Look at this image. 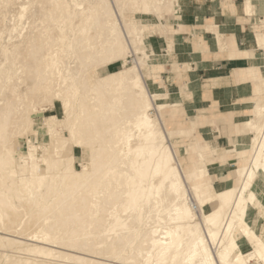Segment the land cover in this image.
Returning <instances> with one entry per match:
<instances>
[{"label": "rangeland", "instance_id": "1", "mask_svg": "<svg viewBox=\"0 0 264 264\" xmlns=\"http://www.w3.org/2000/svg\"><path fill=\"white\" fill-rule=\"evenodd\" d=\"M12 1L9 0L5 4L3 0H0V9L5 6L6 9L5 7L3 9L5 16L13 20L12 22L10 19L11 23L9 24L15 22L14 18L7 14V6ZM108 1L116 18V24L123 29L126 57L120 58L119 61L108 64L105 67L92 65L90 70L98 71V76H104L106 72L114 73L129 69L131 67V58L136 57V54L140 59L142 58L141 61L150 60L145 47L149 29L156 27L158 30L159 27L161 28V23L163 21L167 22L176 11L174 9L170 10L160 20L153 13L154 11L150 8L147 0H138L137 3H134L136 9L131 7L130 3V8L127 9L128 11L123 16L131 23L129 24L131 27L130 33H128L120 23L121 18L115 1ZM126 1L131 2V0ZM8 2L9 4H7ZM16 2L19 1L16 0ZM40 2H50L48 7H52V5L54 7V0H41ZM259 2L264 5V0H259ZM179 3L181 12L183 7L189 5L187 0H182L181 2L175 0L174 2L177 6ZM236 3L239 6L243 1L239 0ZM39 6L41 11L43 10L42 12L46 10V7L42 8V4H39ZM2 9L0 12H2ZM260 10L259 16L262 17L264 8L261 7ZM178 14H180V11ZM47 18H49L48 15H45L43 19L38 18L34 21L35 24L28 20L25 31L31 27L36 30L41 23V25L45 23ZM80 20L82 21V19ZM138 22H143V33H139L138 27L133 25ZM80 26L82 24L76 23V27ZM5 27L0 32V45H3L4 42L1 36H6L8 33L11 34V25ZM258 27L259 25L256 24L253 30L259 29ZM73 28L74 30L70 35L62 33L60 27H57L54 32L55 35L62 33L61 37H59L61 41H58L64 46L60 47L62 55L66 56V49L69 50L67 51V58L61 59V55L57 53H45L46 59H48L47 65H55L57 69L55 76L58 78V82L55 77V95L62 94L61 102L56 99L49 101V99L43 98L41 95L30 113V119L33 122L32 126L37 127L47 123L45 125L49 127L43 126L40 128L41 131L38 127L34 130L33 127L31 129L25 128L18 135L17 140L14 141L19 144L18 150L20 149L23 153H20V155L16 150V155H12L14 165L10 164L9 166H2V169L0 168V180H2V185H0V193L2 194L0 195L6 196L4 198L5 200L7 199L8 203L5 204L15 210V213L20 216L17 230L22 229L26 224V219L30 212L40 210L39 206L49 208L51 203L49 201L37 203L38 207L35 205L27 209V206L23 205V203H18L16 194L6 189V184L8 187H12L14 184V181L10 183L7 182V179L10 181L11 176H17L16 170L20 168L21 175L17 176V178L19 177L18 180L26 185V190L32 193L34 190L41 189L46 178L39 170V166L43 161L40 163L37 155L43 156V160L44 156H49V154L50 157L52 154L58 155L56 149L48 150V148H44L49 142L50 136L54 134L50 128L55 127V130L57 129L60 135L66 136L69 138L68 140H71L72 137H75L74 132L72 130L69 132L68 130L69 133H67L66 127L63 129L65 118L67 117L69 129L71 126L76 128V119L82 116L84 112H87L83 107L81 109L77 95L78 89L82 94L79 93L80 96H84V103H92V108L98 112L101 120V123H98L101 124L99 128L94 123L92 124L91 121H84L86 135L81 137L82 140L80 139V141L85 147H90L91 141L98 139L104 148L106 165L103 167L99 179L94 181L86 191L88 201L83 203L82 208L78 210L77 216L73 210L65 206L58 208L56 214L47 217L32 235L29 237L18 236L20 238L17 240L22 241V243L2 245L0 247V264H5L6 262L12 264H28V262L34 264H97L96 262H103V264H174V256L179 253L185 255L183 259L185 263H190L189 255L194 250H198L200 255L202 253V250H199L198 242H201L203 251L212 264H222L217 252L229 242H226V240H230V238H225L228 230L235 229V227H228L229 222L232 221L231 217L235 214V209L239 208L235 207V204L238 203V200H243L240 202L245 207L244 214L247 223L250 230L255 232L250 208H253V213L259 215V199L262 202L264 201V183L260 178L262 173L259 167V157H263L262 153H264V136L262 133L264 128V94H260L257 97L256 105L255 103L253 104L256 107L254 111L256 115V120L253 124L254 131L250 130L253 136L243 131V134L250 138L248 143L240 146L241 151L244 153L237 157L236 161L229 162L230 165L224 168L223 172L227 176L226 179H223L224 181L221 184L216 183V173H213L212 170L217 159L215 156L218 155L219 162H226L228 159L236 157V148L233 147V149L227 150L229 151L228 154L223 155L225 153L224 148L216 150L215 143L210 142L214 136L213 132L210 134L211 139L202 137L199 129H196L190 136L171 133L179 130L182 126H186L193 119V116L182 115L179 108L178 113H176L179 118L177 121H173L171 120L173 117L169 108L160 111L155 103L161 101L159 99L161 94L157 93L154 96L153 93L163 90L162 84L158 85L160 80L158 81L157 78L151 79L147 77L144 80L143 75L149 69L147 66H142L141 64L136 66L141 74L131 81L130 86L125 87L124 83L117 82L107 86V91L102 88L103 91L109 92V97L99 95L92 86L87 88L85 82L83 83L84 79L78 73L76 74L77 69L74 67L77 62L81 61L80 59L82 58L79 56L82 55L78 54L80 43L76 41V29L75 27ZM13 33L14 31H12L11 35H14ZM138 34L143 36L139 37ZM55 38H58V36ZM130 41L134 47L129 43ZM259 43L264 44V30L259 33ZM135 44L138 46L136 49ZM97 46L93 47H96L98 49L97 53L101 55L106 52L110 42L104 41ZM138 49L142 54L138 52ZM259 52L264 53L263 51ZM19 56L17 55V57ZM91 59L92 57H88L87 60ZM154 61L152 59L151 62L154 63ZM3 64L5 66L6 61L4 62L2 58L0 60V104H2L3 97L11 99L15 96L19 97V95L26 92L25 84L19 78L22 73L23 61H20V66L18 67H16L15 61L10 62L9 66L4 67L5 69L2 70ZM83 74L85 73L83 72ZM260 74L264 76V68ZM87 77H90V74ZM90 79L93 83L96 82L95 78L90 77ZM13 82H15L12 87L13 92L9 93L7 88ZM85 87L87 89H84ZM43 90H49L48 86H45ZM90 91L93 92V96L86 100L85 97ZM130 95H137L140 98L141 107L146 110L145 113L123 116L125 111L129 113L128 109L126 110L127 107L124 106V100ZM28 97L26 95V101H28ZM95 98L98 99L97 104L94 101ZM113 102L118 103L119 107L118 116L113 120L115 123L104 117ZM26 106V103L23 102L19 103L17 108L24 110ZM249 113L252 114V112ZM218 116L220 121L212 122L211 129L218 130L220 127V132L225 135L227 127L222 120H224L226 115L221 113ZM145 118L147 119L145 120ZM109 128L111 131L108 130ZM5 131L8 134L10 130L5 127ZM91 131L92 133L89 135ZM122 133L125 134L122 135ZM31 136L38 139L35 138L36 141H30L31 139L29 138ZM8 139H10V134ZM197 140L208 143L213 149L214 155L207 157L203 153L204 149L194 146L193 144L198 142ZM85 147L83 149L74 147V161H72L73 159L70 161L69 158H64V166L68 162V166L74 167L76 170L80 171L83 168L89 170L90 165H87L89 162L85 159ZM26 151H29L28 154L25 153ZM28 156H36V162L31 161V157L29 159ZM82 157L85 160H82ZM115 173L117 174L116 177ZM241 185L242 187L239 188ZM248 189L251 191H248ZM27 191L23 193L24 196L28 193ZM113 192L116 194L114 193L113 195ZM240 192L243 194L242 197ZM250 192H253L256 196L252 205H249V200H247ZM96 194L104 195L103 198L97 196L100 199V204L104 206L103 208H100L98 203H95ZM262 204L264 206V203ZM157 206L161 208L163 213L152 222L153 219L149 216V212L151 208L153 209ZM1 217H3V214ZM100 220H102V223H100ZM51 224H54L53 228L47 230V225L50 226ZM196 225L199 228L198 241H196V244L194 242L189 245L188 237ZM235 225L236 222H233V226ZM159 228L168 230L170 238L164 240L162 237L163 231H159ZM150 229L155 230L153 232L154 236H147L148 239H145L147 242L142 245V234ZM257 230L259 232V223ZM70 231H73V234L68 237L67 234ZM6 234L5 230L0 232V242L5 243ZM255 234L257 233L255 232ZM234 238L240 249L246 251L244 252L245 255L249 252L251 253L249 251L251 249L257 250L254 241L249 235L237 232L234 233ZM72 239L74 241L77 240V245L80 248L82 246L81 250L67 245L68 240ZM261 239L264 243V237H261ZM63 253L84 258L87 261L80 262L74 258H67ZM250 264H264V261L259 259L250 262Z\"/></svg>", "mask_w": 264, "mask_h": 264}, {"label": "bare ground", "instance_id": "2", "mask_svg": "<svg viewBox=\"0 0 264 264\" xmlns=\"http://www.w3.org/2000/svg\"><path fill=\"white\" fill-rule=\"evenodd\" d=\"M7 1L9 0H3V3L6 4ZM18 1L19 2L13 0L12 3H10V5L7 6V10L9 12V13L7 12V14H10V16L13 17L15 20L13 24H9L11 23L10 19L12 20V18L9 19L8 16H5V12L3 11L5 6L3 7V9L1 8L2 12H0V32L2 31L3 27L7 25L8 26L11 25L10 27L11 34L12 31H14L13 33L14 35L8 33L5 36L3 33L4 36H1L3 37L2 39L4 40V42L3 45H0V58L2 57L4 59V62L6 61V65L4 66L3 64L2 70L5 69L4 67L9 66L8 64L10 62L15 61L16 67H18L20 66V61H23L22 73H21V77L19 78L25 84L26 92L21 94L22 96L21 95H19V97L15 96L14 98L11 99L8 98L6 99L5 97H3L1 102L2 104H0V168L1 169L2 166H9L10 164L11 165L13 164L12 155L13 154L16 155V150L19 154L23 153L20 149L18 150L19 144H17L14 141L17 140L18 135L25 128L31 129L33 127L34 130L37 127L40 129L43 126H45V125L37 126V127L32 126L33 122L30 119V113L33 111V107L35 106V102L37 101V99H40V96L42 95L43 98L45 97L46 99H49V101L56 99L61 102V99L63 98L62 94L55 95V91H56L55 72L57 69L55 65L52 64L47 65L48 59H46L45 56V53L47 52L46 54L57 53L58 55H61V59L67 58V51L69 50L66 49V56L62 55L60 48L62 44H60L58 41L61 39V38L59 39V37H61L62 33L66 35H70L74 30L73 27H75L76 41L80 43L79 44L80 50H78V54L83 56V57L79 56L80 58H82L80 59L81 61L77 62V64L74 65V67L77 69L76 74L78 73L81 76V78L84 79L83 83L85 82V86H87V88L89 86L94 87L99 95H103V96L106 95L107 97H109L110 96V94H108L109 92H105L107 91L106 90L107 86L113 85L114 83L117 82L124 83L125 87L130 86L131 81L134 80L137 75L140 76L141 74L140 70L136 68V66H138L139 64L147 67L156 65L155 63L151 62L152 60L141 61L142 58L140 59L139 56H137L136 54V57H134L133 59L131 58L130 61L131 67L129 69H125L123 71H117L114 73L106 72L104 76L101 75L98 76L97 74L98 71L90 70L92 65L105 67L108 64L119 61L120 58L126 57L125 55L126 50L124 48L125 43L123 42V34H122L123 29L116 24L117 21L113 15V10L108 0H54V7L53 5L52 7H48L50 2L41 3L40 2L41 0H18ZM114 1L116 3V7L118 9V13L121 18L120 23L123 25L125 30L128 33H130L131 27L129 26V24L131 23L128 20H126L123 16L126 14V11H128L127 9L130 8V3H131V7H134V9H136L134 3H137L138 0H131V2L126 0H114ZM147 2L149 3L150 8L153 9L154 11L153 13L159 19L162 18L163 15L168 13L170 10L173 9L177 10V5L174 4L175 0H147ZM7 4H9V2ZM39 4H42L43 6L42 8L46 7V10H44V12H42L43 10L41 11V7L39 6ZM247 6H248L247 13H251L252 4H250L248 0H247ZM59 12H61L60 15L56 17V15ZM45 15H48L49 18H47V20L43 24L44 27L43 25H41L42 24L41 23L36 30H34L31 27L29 29L27 28L28 30L25 31V27L28 24V20L29 21L31 20L35 24L34 21H36L38 18L43 19ZM80 19H82V21ZM76 23H80L82 24V26L76 27ZM142 23L138 22L136 24H133L134 26L138 27L139 33L144 32V26ZM57 27H60L62 33L55 35L54 32ZM56 36H58V38H55ZM138 36L142 37L143 35L138 34ZM104 41L105 42L109 41L110 46L106 48V52H103L100 55L97 53L98 49L93 46L100 45ZM129 43L134 47L131 41ZM259 47H261V49L264 50V44L262 45L259 43ZM136 48H138L137 44H135V49ZM138 52L140 53L139 49ZM17 55L20 56L17 57ZM88 57H92V59L88 61L87 60ZM2 58L0 60H2ZM83 72L85 74H83ZM89 74L90 77H93V79L95 78L96 80L95 83H93L90 77H87ZM56 80L58 82L57 77ZM15 82L9 84L10 87L8 85L9 88H7V90L9 91V93L13 92L12 87ZM45 86H48L49 90L44 91L43 88ZM87 88L85 87L84 89ZM102 88H104L105 91H103ZM79 93L81 94V91H79L78 89L77 95H78V99L80 100L79 103L81 109L83 107V109H85L87 112H84L82 116L76 119L77 121L76 128H74V126H71L69 129L68 127L69 125L67 123V117L65 118L64 126H63V129L64 127H66L67 133H69L70 130H72L74 132L75 137H72L71 140H68L69 139L68 137L60 135L57 129L55 130V127H52L50 128V130L53 131L54 134L50 136V140L49 142H47V145H45L44 148L45 149L48 148V150L56 149L58 155L51 153L52 154L51 157L50 154L49 156H44V160H43V156L37 155V158L40 160V163L43 161L39 166V170L41 171V174L44 175L46 178L43 181L41 189L34 190L32 191V193H29L26 190L27 189L26 185L18 180L19 177L17 178V176L21 175L20 168H17L16 170L17 176H11L10 181L9 179H7V182L12 183L14 181V184L12 187H8L6 184V189L12 192L13 194H16L18 203H23V205L27 206V209L35 205H37L38 207L37 203H43L48 201L49 203H51V206L49 208L39 206L40 210L38 211L35 210L33 212H30L28 218L26 219V224L22 227V229L17 230V228L19 227L20 216L15 213V210H13L12 208H10L8 205L5 204L8 203L7 199L5 200L4 198L6 196L4 195L3 197L0 195V232L2 230H5L7 232V234L5 235L6 236L5 243L0 242V247H2V245L5 246L6 244H10V243H22V241H18L20 238L18 236L23 235L29 237L30 235H32L38 229V227L41 226V224L44 222V220L47 217L56 214L58 208H62L63 206H65L66 208L73 210L75 215L77 216L78 210L82 208L83 203H87L88 195L86 194V191L94 181L99 179L101 171L103 167L106 165V162L104 161L105 160V155L103 150L104 148L102 147L98 139H93L91 141L92 143L90 144V147H85V145H83V143L80 141L81 137H84L86 135L84 131L85 125L83 124V122L91 121L92 124L94 123V125H96V127L99 128L101 124L98 123H101V120L98 115V112L94 108H92V103L89 104H87L88 102L84 103V96H80ZM153 94L155 96L157 93H153ZM26 95L29 96L28 101H26L27 100ZM92 96H93V92L90 91L89 94L85 97V99L87 100ZM164 96L166 97V95H161L160 98ZM94 101L96 104L98 103L97 98H95ZM23 102L26 103L27 105L26 108L24 110L18 109L17 107L19 103H23ZM124 106H126L127 107L126 110L128 109L129 111V113L127 111L124 112L123 115L124 117H127L128 114L132 116L135 114L145 113L146 111L145 109H142L140 98L137 95L128 96V98L124 100ZM118 108H119L118 103L113 102L112 106L108 108V113L105 114L104 117H107L109 120H112L111 122L115 123V121L113 120L116 116H118L117 115ZM146 119L147 118H145V120ZM114 126H116V124H114ZM5 127H7L10 130L8 131V134L5 131ZM110 128L108 129L109 131H111ZM59 131H61V129H59ZM91 133L92 131L89 133V135H91ZM262 133L264 136V128L262 129ZM9 134H10V139H8ZM124 134L125 133H122V135ZM35 138L34 136H31V138L29 139H31L30 141L32 140L36 141ZM4 146L5 148H3ZM74 147H79L82 149L85 147L86 150L85 159H87V162H89V164H87L90 165L89 170H86L84 168L80 171L76 170L74 167L72 168L68 166V162L67 165L64 166L65 165L64 158H69L70 161L73 159L72 161H74V154H73ZM92 150H94V152H92ZM28 152L29 151H26L25 153L28 154ZM262 154L263 157L261 158L259 157L260 159L259 167L262 173V174L260 173L261 174L260 178L264 183V153ZM30 157L28 156V158L31 161L36 162L35 160L36 156L35 157L30 156ZM85 159H83L82 157V160ZM110 174L113 175L112 173ZM116 176L117 174L115 173V177ZM0 185H2V180H0ZM26 191L28 193L24 196L23 193H25ZM114 193L115 192H113V195ZM240 193H241L240 196L242 197L243 194L242 192ZM95 196H96L95 203H98V206L100 208H103L104 206L100 204L99 197L103 198L104 195L96 194ZM255 198H256L255 194L253 192H250L248 194V199H247L249 200L248 204L252 205ZM240 201L242 202L243 200L242 199L238 200V203L235 204V207H239V208L235 209L234 211L235 214L231 217L232 221H230L228 225L229 228L235 227V229L228 230V233L226 234L225 238L228 239L230 238V240H226V242L229 241L227 245L217 252L218 257L220 258L222 264H250V262L255 260L257 261L259 259L264 261V243L260 235L258 236L257 234H255L253 230H250V227L247 223V219L244 214L245 207H243V203H241ZM260 202H262L261 199H259V203ZM162 213L163 211H161V208L159 206L153 209L151 208L149 212V216L153 219L152 222L156 220ZM2 214L3 217H1ZM233 222H236L235 226H233ZM100 223H102V220H100ZM54 224H51L50 226L47 225L46 229L47 230L52 229ZM158 230L163 231L162 237L164 240L170 238V233L168 230L164 228H159ZM154 231H155L154 229H150L149 231L142 234L143 236V240L141 241L142 245L144 242H147L146 241L148 239L147 236L148 237L149 235L154 236L153 234ZM237 232L243 233L245 235H249L252 241H254L257 250L251 249L249 250L251 251V253L249 252L248 254L245 255L244 252L246 251L240 249L238 243L236 242V239L234 238V233ZM72 234L73 231H70L67 234V236L70 237ZM198 235H199V228L196 225L188 237L189 245L193 244L194 242L196 244V241H198ZM67 243L68 246H73L78 250L82 249V246L80 248V246L77 245L78 243L77 240L75 241L73 239L68 240ZM198 245H199V250L200 249L202 250L201 255L198 252V250H194L191 253V255H189L190 263H185V261L183 260L185 255L179 253L174 256L175 258L174 264H212L211 261L207 259L206 253L203 251V246L201 242H198ZM63 255L67 258H74L75 260H78L80 262L87 261L84 258H78L77 256H69L64 253ZM96 263L103 264V262L102 263L96 262ZM5 264H12V263L6 262ZM28 264H34V263L28 262Z\"/></svg>", "mask_w": 264, "mask_h": 264}, {"label": "crops", "instance_id": "3", "mask_svg": "<svg viewBox=\"0 0 264 264\" xmlns=\"http://www.w3.org/2000/svg\"><path fill=\"white\" fill-rule=\"evenodd\" d=\"M187 1L189 5L183 7L182 12L179 3L168 21L161 23V28L149 29L145 47L149 59L155 60L156 65L147 67L143 77L144 80L147 77L160 80L158 85L162 84L163 90L154 93L166 97L160 98L155 105L160 111L169 108L171 120H178L179 108L182 115L193 116L186 126L171 133L190 136L199 129L202 137L211 139L213 132L210 142L215 143L216 150L224 148L223 155L236 148V157L226 162H219L218 155L215 156L212 170L216 173V183L221 184L227 177L223 174L224 168L244 153L240 146L250 138L243 131L250 134L254 131L256 107L253 104L256 105L257 97L264 94V76L260 74L264 68V53L259 52L264 50L259 47L258 39L264 30V13L259 16L264 5L259 0H248L252 12L247 13V0H242L239 6L236 3L239 0ZM255 22L259 25L257 30H253ZM221 113L226 115L222 120L227 127L225 135L220 127L211 129L212 122L220 121L218 114ZM197 141L193 145L204 149L207 157L214 155L208 143ZM262 203H259V215L253 213L252 207L250 211L253 229L264 237Z\"/></svg>", "mask_w": 264, "mask_h": 264}]
</instances>
